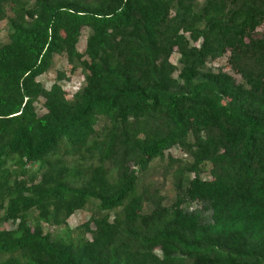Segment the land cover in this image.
<instances>
[{
    "label": "trees",
    "instance_id": "trees-1",
    "mask_svg": "<svg viewBox=\"0 0 264 264\" xmlns=\"http://www.w3.org/2000/svg\"><path fill=\"white\" fill-rule=\"evenodd\" d=\"M0 22V264H264V0H0ZM56 57L69 96L39 80Z\"/></svg>",
    "mask_w": 264,
    "mask_h": 264
},
{
    "label": "rangeland",
    "instance_id": "rangeland-1",
    "mask_svg": "<svg viewBox=\"0 0 264 264\" xmlns=\"http://www.w3.org/2000/svg\"><path fill=\"white\" fill-rule=\"evenodd\" d=\"M264 30V25L259 27L257 29L258 32H261ZM5 31H4V22H0V38L4 37ZM86 35H87V30H83L82 32V36L78 45L79 51H83L84 47H85V39H86ZM178 59V54H173L171 60L173 63H176ZM227 60V56H224L223 58L219 59L216 61L217 65H224L226 63ZM58 70H64L66 71V75L67 77H70L68 80H64L62 81V85L67 93V96H69L70 94L73 93V91H75L78 88V85L81 81V76H80V71H77L75 74L71 75L69 73L70 67L69 65L66 63L65 58L63 57H56L55 58V64L54 67L47 73H45L44 75H42L39 80L43 83L44 86L49 87L55 80H56V75H57V71ZM42 103H43V99H40L38 101V103L36 104L37 110L42 112L43 108H42ZM170 154H172L175 157H182L183 154L180 151V149L178 147L173 148L170 151ZM205 177H208V174L204 175ZM170 178L167 179V184H166V190L168 192V194L170 196H172L174 194V189L172 188V186L170 185V183L168 182ZM196 206V205H195ZM194 206V207H195ZM89 217V212L87 211H77L76 213H74V215H72L69 220H68V225L70 228L74 229L75 227H77L79 224L83 223L84 221H86ZM10 226V223H4L3 227L8 228ZM51 229V228H50ZM52 232H60V230L54 229L52 228L51 230Z\"/></svg>",
    "mask_w": 264,
    "mask_h": 264
}]
</instances>
